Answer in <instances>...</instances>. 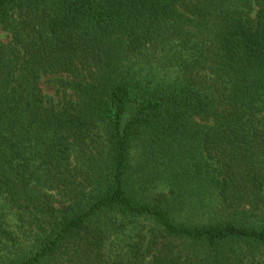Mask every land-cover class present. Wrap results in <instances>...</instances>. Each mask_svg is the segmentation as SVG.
Listing matches in <instances>:
<instances>
[{
    "label": "trees",
    "instance_id": "16d2710c",
    "mask_svg": "<svg viewBox=\"0 0 264 264\" xmlns=\"http://www.w3.org/2000/svg\"><path fill=\"white\" fill-rule=\"evenodd\" d=\"M0 28V264H264V0H0Z\"/></svg>",
    "mask_w": 264,
    "mask_h": 264
},
{
    "label": "rangeland",
    "instance_id": "374dc122",
    "mask_svg": "<svg viewBox=\"0 0 264 264\" xmlns=\"http://www.w3.org/2000/svg\"><path fill=\"white\" fill-rule=\"evenodd\" d=\"M0 39H2L3 41L8 40L7 37V32H5L3 29L0 28ZM58 78L57 77H47L44 78L42 81V87L44 89V91L50 95L55 97L56 99H58V89H59V83H58Z\"/></svg>",
    "mask_w": 264,
    "mask_h": 264
}]
</instances>
